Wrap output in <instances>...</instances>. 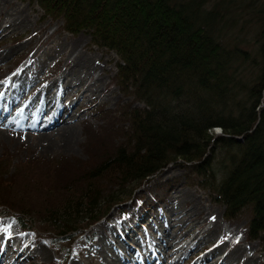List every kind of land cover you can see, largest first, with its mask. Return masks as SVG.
<instances>
[{
	"label": "trees",
	"instance_id": "obj_1",
	"mask_svg": "<svg viewBox=\"0 0 264 264\" xmlns=\"http://www.w3.org/2000/svg\"><path fill=\"white\" fill-rule=\"evenodd\" d=\"M29 1L44 16L62 20L68 32H86L93 45L113 51L114 82L132 100L120 113L126 127L101 139L89 132L85 159L52 164L56 175L81 171L85 181L62 211L38 208L48 213L52 232L64 238L79 229L86 235L111 206L175 164L184 169L186 184L224 207L225 221L248 213L246 239L264 247V0ZM238 11L257 26L250 27L255 48L241 45L248 38L236 31ZM228 31L233 39L225 41ZM217 128L222 134L213 133ZM113 133L124 139L112 142L107 134ZM44 179L26 176L33 186L25 190L1 175L8 188L0 187V217L12 215L24 232L34 233L29 215L37 211L28 195L73 187L45 189ZM179 180L159 184L156 194L147 189L151 200L143 214L166 203ZM82 220H88L85 226Z\"/></svg>",
	"mask_w": 264,
	"mask_h": 264
},
{
	"label": "rangeland",
	"instance_id": "obj_2",
	"mask_svg": "<svg viewBox=\"0 0 264 264\" xmlns=\"http://www.w3.org/2000/svg\"><path fill=\"white\" fill-rule=\"evenodd\" d=\"M0 8L3 10L0 14V84L8 80L10 82L15 74L26 69L23 73L24 76L21 77L25 81L21 85L23 84L22 86L25 87L19 97L29 100L35 95L41 94V91L49 87L50 83L56 81L59 84L58 78L66 71L69 72L71 68L76 67L72 58H68L72 51L86 59L90 73L88 77H83L84 81L79 88H76L75 93L67 97V100L64 99L65 103L74 104L71 110L78 116L74 124L77 133L70 142L69 149L44 151L37 140V135L30 130L20 132V135L16 131H10V133L5 131L0 137V176L2 175L3 178L14 179L17 184H20L21 189L25 190H29L33 186L31 183L24 182L26 176L29 175H44V180H47V183L43 184L45 189L48 185L53 184L58 188L73 185L67 192L64 191L65 195L60 190H56L57 196L44 190H42L43 194L32 191L31 195H28L32 202L31 206L37 211H33L29 215L34 233L24 232L12 215L0 217V231L4 225L9 227L13 222L18 229L9 227V230L12 229L10 233L13 230L20 232L22 237L20 242L24 245L28 242L29 253L41 246L40 249L48 255L45 259L39 257V260L25 259V253L20 256L17 254L15 257L12 255L8 258V264H107L106 259L110 260L106 258L108 254L112 255V258L127 257L121 246V242L128 239L125 237L126 234H129L130 237L136 234L145 240L143 242H146L149 240V236L156 240L157 236L164 232L166 238L163 239V243L167 245V248L170 245L176 248V244L182 245L190 242L197 235L198 237L205 235L210 225L214 226L211 237L200 242L197 248L168 257L165 264H168L174 257H180L178 264H195L200 257L214 247L225 248L223 252L228 254L239 246H244L245 257L253 256L251 264H264V247L259 241L246 239L248 213H244L241 218L236 220L225 221L224 207L213 203L208 197L207 191L204 192L195 184H186V178L183 176L184 169L175 164L169 166L167 170L165 168L163 173L160 172L162 174L157 173L151 177L147 184L136 188L135 195H126L127 197L123 198L126 201L123 203L111 206L102 218L85 230L86 235L79 234L81 232L79 229L78 232L64 238L53 233L48 213L40 212L38 208L52 205V208L57 207L55 209L58 212L62 211L60 206L77 195L80 186L85 181L81 171L77 173L62 172L56 175L52 170V164H56L61 158L85 159L84 146L89 141V132H95L99 138H102L105 132L112 133L116 131L117 127H126L127 121L120 113L132 103V100L129 95H123L114 82L117 55L111 50L93 45L88 33L83 31L68 32L64 29L62 20L44 16L41 9L29 0H0ZM237 13L239 14L237 16L235 14V17H239L241 20L237 23L239 29L236 27V31L242 38H248V41L241 45L245 44L249 48H255L253 42L255 44L257 41H255L256 35L252 30L254 27L250 30L254 21L251 20L252 22L248 23L249 17L245 13L241 11ZM10 14H14L20 22L7 29V24H9L7 18ZM245 25L246 28H244ZM254 25L257 27L255 23ZM240 30L242 32L248 30V33H240ZM232 34L234 31L230 35ZM230 35L228 31L223 37L224 40L233 39ZM85 70L83 69V71ZM97 77L101 78V82H98L97 86H91ZM71 80L73 83H77L75 79ZM13 84L12 82L10 87ZM15 85L21 86L17 83ZM87 87L90 91L85 94ZM53 89V87H49L46 92H53ZM1 94L2 90L0 89V96ZM81 97L82 99L79 100ZM136 105L138 103L133 102L132 106ZM108 112L110 115L106 116ZM0 130H2L1 127ZM213 133L219 135L222 134V130L216 129ZM107 137L117 143L124 139L115 133L107 134ZM178 176L180 180L177 185L175 184L176 186L170 187L171 193L167 202L153 212L150 211L151 213L148 215L142 216L143 204H147L149 203L147 200H151L147 189L156 194L159 184L172 181ZM95 182L96 180H94ZM5 184H0V187L8 188ZM138 197L143 201L137 200ZM24 198L26 199L27 196ZM120 209L125 210V215L122 218H119ZM138 217H143V219L138 221ZM214 220L217 221L219 227L217 231ZM87 221L82 220L81 224L85 226ZM134 222L137 226L132 228L130 223ZM14 224L13 226H15ZM156 228L157 233L153 232V229ZM165 228H167L166 231H164ZM117 233L122 238L116 237ZM103 235H106L109 243L103 244L104 253L102 254L98 244ZM87 238L92 239L87 240ZM129 243L134 250H140L133 241H129ZM16 246L12 242L11 248ZM124 247H127V244ZM17 257L19 258L14 262L13 260ZM122 261L121 263L124 264Z\"/></svg>",
	"mask_w": 264,
	"mask_h": 264
},
{
	"label": "bare ground",
	"instance_id": "obj_3",
	"mask_svg": "<svg viewBox=\"0 0 264 264\" xmlns=\"http://www.w3.org/2000/svg\"><path fill=\"white\" fill-rule=\"evenodd\" d=\"M2 11L3 10L0 8V14ZM7 21L9 23L7 24V29L10 26H16L20 22L14 14H10ZM68 58H72L74 66L76 65V67L71 68L69 72L66 71L63 73V75L58 78V80H60L59 84H57L56 81L49 84V87L54 88L53 92H46L49 88L47 87L41 91V94H37L29 100L21 99L19 96L25 87L22 86L23 84L21 85L22 82H25L21 77L24 76L23 73L26 69L15 74L10 82L8 80L0 84V89L2 90L0 96V127L2 128V130H0V137H2L5 131L8 133H10V131H16L20 135V132H27L25 130H30L37 135V140H39L44 151H54L63 148L67 150L70 148V142L74 138L75 133H77L74 124L78 119V116L74 114L73 110H71V107H73L74 104L65 103L64 99L67 100V97L73 95L77 90L76 88H79L83 83V77H88L90 73L86 59L81 58L78 53L72 51L68 55ZM83 69L86 70L83 71ZM69 77L75 79L77 83H73ZM12 82L14 84L10 87ZM98 82H101V78L99 77L96 78V81L91 84V86H97ZM16 83L21 86L17 87L15 85ZM89 91V87H87L85 94ZM81 99L82 97L79 100ZM215 130L216 129H214V131ZM207 216L210 217V215ZM214 222L216 223L215 226L217 231L219 227L217 221L214 220ZM12 223L9 227H15V229H18V227H16L14 223L15 226H13ZM9 227L8 225H4L3 229L0 231V264H8V258L12 255L15 257L17 254L20 256L25 253V259L29 258L31 260H39V257L45 259L46 256H48L46 252L44 253L40 249L41 246L37 250L30 251L29 253V245H24L20 242L22 238L20 232L18 233L16 230H13L12 233H10V230L12 229L9 230ZM213 228L214 226L210 225L209 229L205 232V235L202 237H198L197 235L190 242L182 245L176 244V248H173L171 245L167 248V245L163 243V239L166 238L164 232H161V235L157 234L158 236L156 240L149 236V240L146 242H143L145 240H142V238L136 236V234L131 237L129 234H126L125 237L128 239H126L125 242H121V246L126 252L127 257L124 256L122 259H119L118 257L112 258V255L108 254V257L106 258H109L110 260L106 259V263L122 264L121 260H123L122 262H124V264H165V260L168 257L197 248L200 245V242L202 243L207 237H211ZM166 230L167 228L164 229V231ZM7 232L10 233L8 237L5 236ZM153 232L157 233V228L153 229ZM116 237L121 236L117 233ZM133 237H135V239L132 240ZM129 241H133L139 246L140 250H134ZM12 242L14 245H17L15 248H11ZM105 243L108 244L109 241L106 238V235H103L98 244L102 254L104 253L102 246ZM125 244H127V247H124ZM224 249L225 248L222 247H214L200 257L195 264H251L253 256L250 255L245 257L244 246H239V248L228 254L223 252ZM18 258L19 257L15 258L13 261L15 262ZM179 259L180 257H174L168 264H178L177 262ZM210 259L212 260L209 261Z\"/></svg>",
	"mask_w": 264,
	"mask_h": 264
},
{
	"label": "water",
	"instance_id": "obj_4",
	"mask_svg": "<svg viewBox=\"0 0 264 264\" xmlns=\"http://www.w3.org/2000/svg\"><path fill=\"white\" fill-rule=\"evenodd\" d=\"M236 139H237V140H241V139H242V137H241V136H240V137H236Z\"/></svg>",
	"mask_w": 264,
	"mask_h": 264
}]
</instances>
